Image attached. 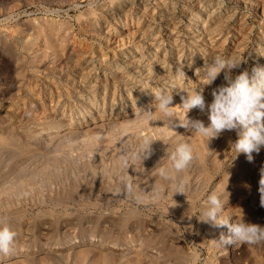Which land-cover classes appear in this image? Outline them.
<instances>
[{"label":"rangeland","instance_id":"1","mask_svg":"<svg viewBox=\"0 0 264 264\" xmlns=\"http://www.w3.org/2000/svg\"><path fill=\"white\" fill-rule=\"evenodd\" d=\"M216 56L242 60L233 77L264 66V0H0V219L16 233L0 264H264V244L219 245L227 227L200 221L215 191L224 218L264 226V148L249 163L236 131L194 133L207 108L179 125ZM223 83L203 86L206 103ZM185 142L194 159L174 194L158 170Z\"/></svg>","mask_w":264,"mask_h":264},{"label":"clouds","instance_id":"2","mask_svg":"<svg viewBox=\"0 0 264 264\" xmlns=\"http://www.w3.org/2000/svg\"><path fill=\"white\" fill-rule=\"evenodd\" d=\"M241 59L235 57L224 58L216 56L205 67L197 70V75L203 72V86L212 85L214 81L223 73L225 83L214 88L211 92L212 100L206 103L204 87L193 90L181 97V108L184 110L185 121L180 122V126L188 127L189 121L186 114L193 108L204 112L207 108L210 123H205L199 119L191 121V129L194 133L209 140L218 137L224 131H236L237 139L231 144L235 154H244L249 163L254 162V153L259 154L264 148V66L256 65L251 71L244 70L233 77V70L240 68ZM180 74L185 76L181 69ZM156 108L163 113L170 122L175 119L171 110L173 106L172 94L163 92L155 96ZM143 118L152 120L153 110H143ZM170 123V124H171ZM154 141L150 137H144L139 145L141 159H147L153 154L151 145ZM172 170L164 167L159 168L158 176L162 181L170 182L175 187V192L186 193V183L179 178L191 165L194 159L192 146L185 142L179 144L176 149L169 154ZM127 167V160H124ZM121 183L127 190H132V185L127 177L121 178ZM260 194V206L264 207V167L260 169V179L258 181ZM159 197L163 191V185L154 189ZM224 203L220 195L215 191L208 194L206 204L201 210L200 221L207 223L211 228L227 227L228 235L221 233L218 244L222 246L240 245H261L264 244V226L258 223H251L245 220L244 215L237 217L234 222L230 218H224L222 212ZM16 233L10 226L0 219V253L7 255L12 248Z\"/></svg>","mask_w":264,"mask_h":264},{"label":"bare ground","instance_id":"3","mask_svg":"<svg viewBox=\"0 0 264 264\" xmlns=\"http://www.w3.org/2000/svg\"><path fill=\"white\" fill-rule=\"evenodd\" d=\"M95 32V31H94ZM193 33V32H192ZM175 143V142H174ZM174 145V144H173ZM226 232V231H225ZM227 234V233H226ZM225 236H227V235H225Z\"/></svg>","mask_w":264,"mask_h":264}]
</instances>
